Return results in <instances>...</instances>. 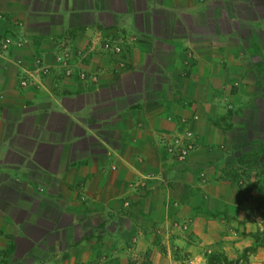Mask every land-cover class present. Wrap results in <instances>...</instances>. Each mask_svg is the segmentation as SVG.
<instances>
[{
	"label": "crops",
	"instance_id": "1",
	"mask_svg": "<svg viewBox=\"0 0 264 264\" xmlns=\"http://www.w3.org/2000/svg\"><path fill=\"white\" fill-rule=\"evenodd\" d=\"M0 36V264H264V0H0Z\"/></svg>",
	"mask_w": 264,
	"mask_h": 264
},
{
	"label": "built area",
	"instance_id": "2",
	"mask_svg": "<svg viewBox=\"0 0 264 264\" xmlns=\"http://www.w3.org/2000/svg\"><path fill=\"white\" fill-rule=\"evenodd\" d=\"M205 2L206 0H198ZM23 44V39L14 40L10 36H0V53L7 51L10 46L19 47ZM99 49L109 53H120L121 46L116 42L103 41L99 44ZM85 53L81 50L72 51L67 46H62L54 56V62L61 69L65 77H71L74 74L81 80L87 78L86 73L79 68V63L83 60ZM34 71L23 70L19 74V86L25 88L34 83V76H46L50 73V68L45 66L39 57L33 59ZM197 136L186 127L185 122L178 123L174 131L168 136L160 139V145L165 153L175 162L183 164L186 162L189 154L196 148Z\"/></svg>",
	"mask_w": 264,
	"mask_h": 264
},
{
	"label": "rangeland",
	"instance_id": "3",
	"mask_svg": "<svg viewBox=\"0 0 264 264\" xmlns=\"http://www.w3.org/2000/svg\"><path fill=\"white\" fill-rule=\"evenodd\" d=\"M245 168H247L246 166H239V168H237L235 170V174H236V178H235V181L237 183V186L239 187V190H241V192H243V190L245 191L246 190V187H248L249 185V177L251 176V173H249L248 170H244ZM252 176L256 179L257 178V174H256V171L252 172ZM200 179H202L203 183L206 184V180H204L203 178V174H200L199 175ZM263 182H259L258 183V186H259V189H261V193L262 195L264 194V187H263ZM264 198V196H263Z\"/></svg>",
	"mask_w": 264,
	"mask_h": 264
}]
</instances>
